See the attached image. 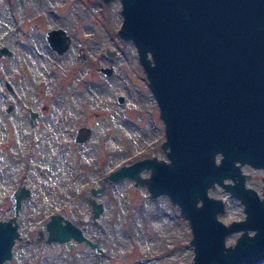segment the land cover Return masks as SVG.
I'll return each instance as SVG.
<instances>
[{"label": "rangeland", "instance_id": "rangeland-1", "mask_svg": "<svg viewBox=\"0 0 264 264\" xmlns=\"http://www.w3.org/2000/svg\"><path fill=\"white\" fill-rule=\"evenodd\" d=\"M121 21L120 0H0V46L10 50L0 55V219L12 212L13 189L29 188L17 214L19 237L5 264L192 261L189 221L167 195L151 197L130 177L107 178L145 156L167 159L157 102L133 41L117 34ZM53 27L70 38L62 53L45 40ZM105 66L108 74L100 70ZM30 110L36 113L32 119ZM82 125L90 135L78 143L74 135ZM241 169L249 175L245 185L263 197L264 168L245 163ZM92 186L100 192L92 194ZM208 193L223 200L217 213L223 223L244 217L243 204L220 185ZM90 197L102 205L97 218L103 226L92 217ZM52 213L69 219L101 251L72 238L46 241ZM239 233H227L225 244ZM242 264H264V257Z\"/></svg>", "mask_w": 264, "mask_h": 264}, {"label": "water", "instance_id": "water-1", "mask_svg": "<svg viewBox=\"0 0 264 264\" xmlns=\"http://www.w3.org/2000/svg\"><path fill=\"white\" fill-rule=\"evenodd\" d=\"M109 2L110 0H103ZM117 34L133 41L147 85L164 124L160 143L167 159L145 156L120 165L109 179L130 177L149 195H167L188 219L193 258L190 264H242L264 257V180L262 195L245 185L241 165L264 168V0H120ZM45 40L57 53L70 42L61 27ZM10 50L0 46V55ZM108 74L110 67H100ZM5 85L10 84L5 80ZM117 100L123 101L118 95ZM12 105L9 103L6 110ZM30 110L29 117L35 115ZM90 128L79 126L74 140L85 141ZM149 169L147 176L140 171ZM220 185L243 204L244 217L223 223L224 202L209 195ZM92 194L100 187L92 186ZM29 188L11 192L12 212L0 219V264L10 259L19 237L17 214ZM97 217L102 205L89 198ZM46 241L95 242L60 213L45 223ZM240 233L232 244L225 235ZM248 230H253L249 233Z\"/></svg>", "mask_w": 264, "mask_h": 264}, {"label": "bare ground", "instance_id": "bare-ground-1", "mask_svg": "<svg viewBox=\"0 0 264 264\" xmlns=\"http://www.w3.org/2000/svg\"><path fill=\"white\" fill-rule=\"evenodd\" d=\"M99 215H100V214H99ZM99 215H98L97 217H99ZM97 217H94V218H97ZM96 221H98V222H99V218H97V220H96ZM99 225H100V226H103V224H102V223H100V222H99ZM103 229H104V227H103Z\"/></svg>", "mask_w": 264, "mask_h": 264}, {"label": "flooded vegetation", "instance_id": "flooded-vegetation-1", "mask_svg": "<svg viewBox=\"0 0 264 264\" xmlns=\"http://www.w3.org/2000/svg\"><path fill=\"white\" fill-rule=\"evenodd\" d=\"M245 164V163H244ZM247 164V163H246ZM243 165V164H242ZM249 165V164H248ZM244 173V172H243Z\"/></svg>", "mask_w": 264, "mask_h": 264}]
</instances>
